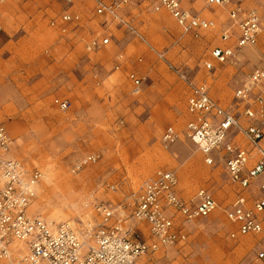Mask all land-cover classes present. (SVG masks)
<instances>
[{"label": "rangeland", "instance_id": "rangeland-1", "mask_svg": "<svg viewBox=\"0 0 264 264\" xmlns=\"http://www.w3.org/2000/svg\"><path fill=\"white\" fill-rule=\"evenodd\" d=\"M153 1L130 0L120 11V18L141 37L114 23L108 28L111 45L91 53L87 43L102 38L108 24V17L95 16L93 0H76L73 7L62 0L1 3L0 125L13 140L10 156L43 173L31 213L54 226H77L80 219L93 218L96 200L118 203L139 191L157 170H170L185 199L205 188L219 209L188 226L187 245L147 259L159 264H250L259 238H230L233 225L227 212L235 189L223 167L207 166L198 147L184 137L165 149L162 135L170 126L179 132L186 127L189 91L182 76L208 82L212 97L229 108L234 91L252 70L264 68V0H238L245 11L257 12L262 31L256 47L244 49L236 64H216L215 75L204 63L221 46L228 10L185 1L186 8L214 24L195 38L166 12L154 13ZM69 9L82 15L83 28L63 34L51 22ZM119 55L124 59L119 61ZM132 70L143 78L139 90L128 80ZM63 101L71 104L65 111L59 106ZM239 140L246 146L242 135ZM89 156L97 162L75 172L76 164ZM112 186L118 191H111Z\"/></svg>", "mask_w": 264, "mask_h": 264}, {"label": "built area", "instance_id": "built-area-1", "mask_svg": "<svg viewBox=\"0 0 264 264\" xmlns=\"http://www.w3.org/2000/svg\"><path fill=\"white\" fill-rule=\"evenodd\" d=\"M62 1L70 7L76 2ZM129 1L93 0L95 16L108 17V24L102 38L87 43L88 53L111 45L113 35L108 28L114 23L141 37L132 24L119 16ZM185 1H202L206 7L228 10L229 25L221 32V46L215 47L211 60L204 63L207 72L215 75L216 64H236L244 49L257 46L261 18L255 11H245L238 0H154L152 10L166 12L185 34L200 38L214 24L202 18L196 9L186 8ZM51 27L63 34L80 30L82 15L65 10L52 20ZM123 59V55L118 56L119 61ZM182 79L189 91L188 121L182 132L173 126L165 129L162 145L169 149L184 137L198 147L207 166L219 163L223 167L235 189V200L227 212L233 225L230 238L258 237L250 264H264V68L252 70L234 91V105L229 108L212 97L208 82L185 76ZM128 80L138 90L143 84L136 70L129 72ZM70 105L63 101L59 106L65 111ZM240 135L246 146L239 140ZM12 145L6 128L0 125V264H159L158 259L147 257L184 247L189 241L188 226L211 217L219 209L208 189H200L187 200L181 195L176 173L159 169L139 191L118 203L96 200L91 209L92 219H80L77 226H53L30 211L38 197L43 173L13 159ZM96 162L97 157H86L76 164L74 171ZM110 190L118 191L116 186Z\"/></svg>", "mask_w": 264, "mask_h": 264}, {"label": "bare ground", "instance_id": "bare-ground-1", "mask_svg": "<svg viewBox=\"0 0 264 264\" xmlns=\"http://www.w3.org/2000/svg\"><path fill=\"white\" fill-rule=\"evenodd\" d=\"M10 157V156H9ZM48 180H50L51 182H52V178H51V175L50 174H48ZM31 211V210H30ZM83 221H87V220H83ZM48 222V221H47ZM49 223V222H48ZM50 224V223H49ZM50 225H52V224H50ZM54 226V225H53Z\"/></svg>", "mask_w": 264, "mask_h": 264}]
</instances>
